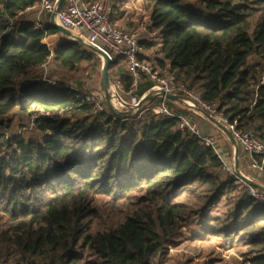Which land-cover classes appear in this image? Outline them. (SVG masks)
<instances>
[{
  "label": "trees",
  "instance_id": "1",
  "mask_svg": "<svg viewBox=\"0 0 264 264\" xmlns=\"http://www.w3.org/2000/svg\"><path fill=\"white\" fill-rule=\"evenodd\" d=\"M143 2L162 56L152 67L264 142V0ZM36 5L0 0V229L12 224L0 244L12 264H154L182 227L203 224L223 200L228 212L217 226L212 217L208 232L239 240L249 264H264V203L237 189L213 148L145 110L152 101L137 122V113L95 114L78 91L42 78L49 59L74 71L98 56L64 36L51 48L59 30L50 19L36 28L22 14ZM113 68L127 91L125 59ZM141 82L138 97L151 86ZM15 109L35 116L40 141L9 132L4 118Z\"/></svg>",
  "mask_w": 264,
  "mask_h": 264
},
{
  "label": "built area",
  "instance_id": "2",
  "mask_svg": "<svg viewBox=\"0 0 264 264\" xmlns=\"http://www.w3.org/2000/svg\"><path fill=\"white\" fill-rule=\"evenodd\" d=\"M38 1L40 12L46 17H50L55 11L56 0ZM111 16L112 0H62L60 8L55 13V21L70 31L71 40L81 39L87 48L92 47L103 52L111 62L118 56L125 59L132 82L127 91L124 90L120 79H116L113 86L109 88V97L113 108L116 111L126 108L136 109V105L144 96H137L138 85L144 79L151 84L146 93L154 96L151 104L145 110L156 116L175 119L177 129L197 137L205 146L215 150L214 139L201 135L197 123L188 115L170 108L168 106L170 100H167L165 95L177 96L176 100L189 110H202L229 132L239 152L249 158V168L256 171L264 179V142L257 136L256 132L252 129H243L238 125L236 119L229 120L222 111L218 110L217 103L203 101L197 93L188 88L187 84L176 81L172 73L166 70H156L145 60H140L137 32L124 30L112 24ZM32 22L36 28H41V20ZM120 93H123L125 98H122ZM80 97L92 105L95 114H101L108 110L104 102L94 95L82 94ZM45 115L48 116V114ZM221 161L224 173L244 183L249 195L264 203V191L245 183L233 167L226 164L222 159ZM240 174L245 176L242 172ZM245 177L248 178V176Z\"/></svg>",
  "mask_w": 264,
  "mask_h": 264
},
{
  "label": "rangeland",
  "instance_id": "3",
  "mask_svg": "<svg viewBox=\"0 0 264 264\" xmlns=\"http://www.w3.org/2000/svg\"><path fill=\"white\" fill-rule=\"evenodd\" d=\"M186 1L194 3L195 0ZM112 7L111 20L114 25L124 30H134L137 32L139 40L154 43L150 48L140 47L142 58L151 66L154 65L156 59L162 58L158 53L159 37L156 31L150 30V10L146 7L143 0H125L123 3L112 0ZM61 39H63V36L59 33L49 37L47 43L52 48ZM262 63H264V57L262 58ZM101 68L102 59L98 56L97 62H83L74 71L63 69L49 59L38 71L42 78L49 83L61 81L67 87L78 91L81 95H94L105 104L101 89ZM108 72L110 87H112L115 80L119 79V73L116 68L108 70ZM143 82L144 80L141 83ZM120 96L125 98L123 93H120ZM137 110L126 108L119 111H123L125 115L129 116L137 113L134 120L137 122L139 118H144L146 113L145 110L141 112H137ZM61 116L64 118L70 117L69 113H62ZM4 120L9 121L11 124L10 133H21L25 140H41V134L34 123L35 116H29L15 109ZM129 121L132 124L135 123L131 119ZM204 134L206 133L201 129V135ZM241 172L248 176L250 180L264 185V179L256 171L251 170L249 166H245ZM236 187L237 189L246 190L244 183L240 181H236ZM213 209L209 219H202L203 224L200 223V220L195 219L190 220L182 227L164 245L163 253L156 257L154 264H249L246 247L239 240H237L235 245H232L230 241L224 240L221 234H210L208 232L206 223L212 217L214 218L212 226L222 224L223 221L221 219L226 216L229 209L228 200L219 202ZM11 228L12 224L3 225L0 232L9 231ZM12 260L13 257L7 255L3 245L0 244V264H12Z\"/></svg>",
  "mask_w": 264,
  "mask_h": 264
},
{
  "label": "crops",
  "instance_id": "4",
  "mask_svg": "<svg viewBox=\"0 0 264 264\" xmlns=\"http://www.w3.org/2000/svg\"><path fill=\"white\" fill-rule=\"evenodd\" d=\"M22 14L29 21H36L39 19L42 23H45L48 19H50V17H46L45 14L40 12L39 5L25 10ZM152 66L154 67V65ZM146 91L147 89L143 91L142 96L147 94ZM168 106L177 112L188 115L194 122L197 123L199 129H202L206 133L204 134L205 136L212 137L215 142L216 153L226 164L234 168L235 160H237L238 170L240 172L245 166L248 167L249 158L239 152L237 146L232 143L227 136L226 129L221 127V125L218 124L213 117H210L202 110H189L178 100H170Z\"/></svg>",
  "mask_w": 264,
  "mask_h": 264
},
{
  "label": "water",
  "instance_id": "5",
  "mask_svg": "<svg viewBox=\"0 0 264 264\" xmlns=\"http://www.w3.org/2000/svg\"><path fill=\"white\" fill-rule=\"evenodd\" d=\"M62 3V0H56V7H55V11L51 14L50 16V24L53 25L55 28H57L59 30V33L64 36L67 39H70V37H72L70 31H68L67 29L63 28L62 26H60L59 24L56 23L55 21V13L58 11V9L60 8ZM71 40V39H70ZM73 41H76L82 45L85 46V43L81 40V39H73ZM89 49H91L92 51H94L101 59H102V68H101V89H102V93L104 96V101L106 104L107 109L113 114L116 115L118 117L123 116L125 113L120 112V111H116L113 106L111 105L110 102V97H109V88H110V78H109V66L111 64V61L109 60V58L107 57L106 54H104L103 52L90 47ZM165 98L167 100H176L178 97L175 95H165ZM154 99V96L152 94H146L143 97H141L140 101L138 102V104L136 105V109L141 108L143 105H145L146 103L152 101ZM227 136L229 137V139L231 140L232 143H235V141L233 140V138L231 137V135L229 134V132L226 131ZM234 169L236 171V173L239 175V177L247 184H249L250 186L260 190V191H264V185L260 184V183H256L248 178H246L245 176L241 175L239 170H238V163L237 160H235V166Z\"/></svg>",
  "mask_w": 264,
  "mask_h": 264
}]
</instances>
